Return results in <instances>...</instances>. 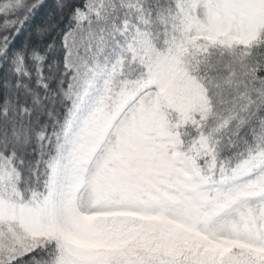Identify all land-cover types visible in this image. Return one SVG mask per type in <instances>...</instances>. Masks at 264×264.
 I'll return each mask as SVG.
<instances>
[{
  "label": "trees",
  "instance_id": "trees-1",
  "mask_svg": "<svg viewBox=\"0 0 264 264\" xmlns=\"http://www.w3.org/2000/svg\"><path fill=\"white\" fill-rule=\"evenodd\" d=\"M189 26L178 0H0V195L15 206L62 209L66 167L92 125L114 118L155 79L167 91L204 94L201 111L164 108L207 178L257 165L264 25L251 47L196 41ZM169 64L175 84L165 76ZM61 239L44 237L0 264H65Z\"/></svg>",
  "mask_w": 264,
  "mask_h": 264
},
{
  "label": "rangeland",
  "instance_id": "rangeland-1",
  "mask_svg": "<svg viewBox=\"0 0 264 264\" xmlns=\"http://www.w3.org/2000/svg\"><path fill=\"white\" fill-rule=\"evenodd\" d=\"M178 1L196 41L251 47L264 25V0ZM165 76L175 84L179 73L169 64ZM202 95L155 79L92 125L66 167L62 209L0 195V260L50 236L62 238L65 264H264V154L214 181L170 127L165 102L186 116L204 108Z\"/></svg>",
  "mask_w": 264,
  "mask_h": 264
}]
</instances>
